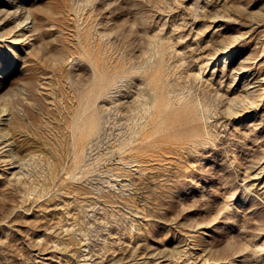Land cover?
Listing matches in <instances>:
<instances>
[{
  "label": "rangeland",
  "instance_id": "1",
  "mask_svg": "<svg viewBox=\"0 0 264 264\" xmlns=\"http://www.w3.org/2000/svg\"><path fill=\"white\" fill-rule=\"evenodd\" d=\"M0 264H264V0H0Z\"/></svg>",
  "mask_w": 264,
  "mask_h": 264
}]
</instances>
